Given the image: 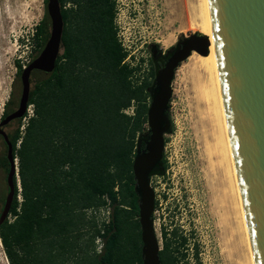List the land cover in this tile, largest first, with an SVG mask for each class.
Listing matches in <instances>:
<instances>
[{
  "label": "trees",
  "instance_id": "1",
  "mask_svg": "<svg viewBox=\"0 0 264 264\" xmlns=\"http://www.w3.org/2000/svg\"><path fill=\"white\" fill-rule=\"evenodd\" d=\"M68 1L60 0L64 51L51 73L35 72L42 76L30 93L34 112L23 132L19 125L8 133L19 161L20 187L16 182L14 220L1 224L0 237L11 264H143L132 170L155 71L139 80V66L125 62L115 0H71L76 7L65 8ZM50 25L46 15L36 26L40 47ZM18 66L24 69L20 60ZM10 102L4 116L11 112ZM133 102L135 112L129 114ZM0 139L7 147L1 134ZM8 162L0 154V168H8ZM110 205L109 221L88 215ZM172 234L176 244L167 242L160 250L162 264L185 257L177 253L187 238L177 230Z\"/></svg>",
  "mask_w": 264,
  "mask_h": 264
},
{
  "label": "rangeland",
  "instance_id": "2",
  "mask_svg": "<svg viewBox=\"0 0 264 264\" xmlns=\"http://www.w3.org/2000/svg\"><path fill=\"white\" fill-rule=\"evenodd\" d=\"M115 2L117 35L128 52L125 62L139 66L136 73L139 80L149 76V43H157L164 51L171 48L180 36L197 31L190 23L194 0ZM46 15L49 16L46 0H0V122L7 108L6 103L11 100L8 109L12 111L20 101L23 70H19L18 60L24 68L44 47L37 44L34 35L37 24ZM188 58L177 68L172 82L173 93L168 108L172 124L165 135L164 149L169 172H165L164 177L155 176L152 183L158 200L155 227L162 249L165 234H162L161 227L163 230L174 228L179 235L187 238L186 244L177 253L178 256L185 253V257L179 258L177 264H226L224 238L229 231L223 210L216 205L217 194L213 193L214 185L204 159L208 137V130H205L207 108L199 88L197 71L190 66ZM40 76L42 74L34 73L33 83ZM135 106L136 102H133L126 111L133 114ZM28 112L26 118L21 122H12L5 128L6 131L14 132L20 125L23 132L29 116L34 112L33 104L29 105ZM147 126L148 123L143 129ZM6 152L7 148L0 139V154L6 155ZM16 160L19 165L17 157ZM6 192V171L0 168V194L5 195ZM21 199L22 196L18 195L19 202ZM112 207L89 210L88 215H96L99 221L102 218L109 221ZM8 219L13 221L14 214ZM83 239L86 242L87 237ZM96 244L97 250H100L102 239L97 238ZM0 264H11L1 237Z\"/></svg>",
  "mask_w": 264,
  "mask_h": 264
},
{
  "label": "water",
  "instance_id": "3",
  "mask_svg": "<svg viewBox=\"0 0 264 264\" xmlns=\"http://www.w3.org/2000/svg\"><path fill=\"white\" fill-rule=\"evenodd\" d=\"M219 86L232 155L244 207L255 264H264V0H207ZM51 27L41 52L21 73L18 107L0 122V134L8 144L9 191L0 214V226L9 216L19 184L14 146L4 128L25 117L29 108L31 73H51L61 51L64 18L60 0H48ZM183 45L181 46V43ZM211 40L195 31L166 54L167 63L155 68L147 118L150 127L147 150L136 154L133 171L139 197L143 264H162L160 240L153 220L156 193L151 176L163 172L165 135L171 128L168 113L172 82L180 64L194 51L207 55ZM143 136V135H141ZM142 138V137H141Z\"/></svg>",
  "mask_w": 264,
  "mask_h": 264
},
{
  "label": "bare ground",
  "instance_id": "4",
  "mask_svg": "<svg viewBox=\"0 0 264 264\" xmlns=\"http://www.w3.org/2000/svg\"><path fill=\"white\" fill-rule=\"evenodd\" d=\"M194 2L193 5L190 2V23L197 31L210 37L211 45L207 55L194 51L188 59L190 66L197 71L199 88L207 108L205 130H208V137L204 159L214 185L213 193L217 194L216 205L223 210L229 231L224 238L226 264H255L219 86L208 3L207 0Z\"/></svg>",
  "mask_w": 264,
  "mask_h": 264
},
{
  "label": "flooded vegetation",
  "instance_id": "5",
  "mask_svg": "<svg viewBox=\"0 0 264 264\" xmlns=\"http://www.w3.org/2000/svg\"><path fill=\"white\" fill-rule=\"evenodd\" d=\"M65 8H72V7H76V4L74 3V1H68L65 6ZM186 36H189L188 34L185 35V36H180L179 39L177 40V42L169 49L171 50H174L175 46L178 44V42L180 40H183L185 39ZM183 45V42L181 43V46ZM148 47L150 49V68H149V72H151L153 69L155 71V68H156V60H157V63H158V67H163L166 65L167 63V59H166V54L168 52L169 49H166V50H161V48L159 47V45L157 43H149L148 44ZM64 51V45H63V39H62V44H61V51ZM61 51H60V54H61ZM41 52V51H40ZM29 65V64H28ZM35 72H45V71H42L40 69H33L32 70V73H31V89L33 87V74ZM154 84V82H153ZM152 84V85H153ZM152 87L151 86V89L150 91L152 90ZM151 103V97L149 99V105ZM19 105V103H18ZM18 107V106H17ZM18 119H15V120H12L11 122H9L4 128H6L7 126H9L12 122L14 121H17ZM148 123V118H147V122ZM145 123V124H146ZM10 133H13V132H10ZM150 133V127H149V124L148 126L145 128V129H142L138 132L137 136H136V144H135V156L136 154L140 151V153L144 152L147 150V145H148V142H149V137L148 136H145V135H148ZM143 135V136H141ZM142 137V138H141ZM6 142V141H5ZM165 143H166V138H165ZM7 144V142H6ZM166 146V145H165ZM7 150H8V144H7ZM165 149V147H164ZM6 155H7V152H6ZM135 156H134V159H135ZM134 162V161H133ZM162 167L164 168L163 172L161 173H156V174H153L151 176V184L153 183V178L155 176H165L164 173L165 172H169V167H168V161H167V156L165 155V151H164V156H163V163H162ZM10 170V163L8 162V168L5 167V171H6V184H7V192L6 194L2 195L0 194V214L3 210V207H4V204H5V201H6V197H7V194H8V191H9V186H8V182H7V176H8V172ZM133 171V170H132ZM133 174H134V171H133ZM18 175H19V167H18ZM20 179V176L18 177ZM20 181V180H19ZM153 186V184H152ZM154 187V186H153ZM120 188L117 186V189ZM134 189L136 191V179H135V175H134ZM155 189V188H154ZM137 193V192H136ZM156 193V192H155ZM138 195V194H137ZM157 196V195H156ZM138 200H139V197H138ZM157 203H158V200L156 199ZM157 203L155 202V210H154V213H153V220H154V227H155V223H156V219L154 218V215L155 213L157 212L158 208H157ZM12 206H13V203H12ZM121 206H123L124 208L126 209H130L131 206L127 205V204H121ZM113 208V207H112ZM12 214V207L10 209V213L9 215ZM9 218V216H8ZM161 230H162V234H165V236L163 237V249L165 248L166 246V243L169 242L171 243V246H173L174 244H176V241H175V237H173V231H174V228H164V230L162 229L161 227ZM155 231H156V227H155ZM157 234V232H156Z\"/></svg>",
  "mask_w": 264,
  "mask_h": 264
},
{
  "label": "built area",
  "instance_id": "6",
  "mask_svg": "<svg viewBox=\"0 0 264 264\" xmlns=\"http://www.w3.org/2000/svg\"><path fill=\"white\" fill-rule=\"evenodd\" d=\"M27 116H25L24 118H26ZM19 187H20V185H19Z\"/></svg>",
  "mask_w": 264,
  "mask_h": 264
}]
</instances>
